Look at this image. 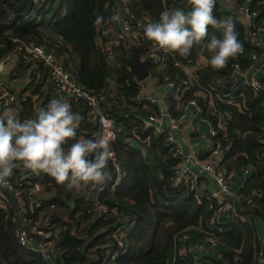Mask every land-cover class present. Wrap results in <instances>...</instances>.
<instances>
[{
    "label": "trees",
    "instance_id": "16d2710c",
    "mask_svg": "<svg viewBox=\"0 0 264 264\" xmlns=\"http://www.w3.org/2000/svg\"><path fill=\"white\" fill-rule=\"evenodd\" d=\"M123 1L127 2L133 12L140 16L146 14L150 20L158 19L159 13L164 9L175 10L183 5L187 7L183 8L185 11L190 8L188 0ZM44 2L46 8H41L44 16L56 3V10L51 18L53 23L48 26L28 23L18 32L19 35L37 38L38 42L45 43L57 55L63 56L72 76L85 88L91 91L103 90L110 71V61L108 52L98 44L100 26L109 22V12L119 5L120 0ZM234 6L223 10L216 0L214 13L219 19L229 16L234 20L238 39L243 43V51L236 58H230L228 64L219 70L207 65H194L197 56L195 46L187 57L172 51L176 57L195 66L197 80L185 88H179L176 95L171 91L168 97L174 115L179 103L198 97L204 118L214 124L219 118L223 119L225 129H218L217 134L224 150L223 162L229 171L241 164L251 168L244 192L248 194L251 187L257 189L260 193L257 198L258 206L251 207L245 203L239 205V213L248 219L241 223H223L221 231H213L217 245L211 250H205L208 244L201 238L206 236L204 231L209 230L207 219L211 216L205 196L202 197V203L198 204L188 185L172 187L171 176L179 160L171 156L164 135L155 136L151 130L143 129L141 119L130 112H146L143 102L136 99L141 84L129 60L132 47L138 49L141 57L145 42L140 39L139 43L133 44L126 39L117 47L115 59L119 67L115 71L116 104L111 106L109 103L108 109L115 122L129 136L138 139L145 148L153 150L154 158L160 164V176L153 175L152 167L143 158L142 151L126 143L123 138L111 141V148L124 171L114 190L109 189L110 179L115 175L111 162L108 165L111 178L103 185L102 191H99L101 186L89 187L80 192L68 190L53 177L42 173L44 187L40 194L47 193L49 199L44 201L35 217L40 219L41 226L51 225L54 230L52 250L57 264H101L107 250L120 249L112 234L121 232L124 234V249L115 257L114 264H168L172 253L170 264H261L257 253L261 246L259 228L264 225V88L261 86L264 78L258 80V86L254 88L243 76L232 75V69L233 64H238L242 74H245L258 62L263 48L252 45L248 37L264 22V0L250 2V12H258L259 15L249 23L240 20L235 3ZM47 27L52 35L44 39ZM5 28L7 27L0 25V37L4 35ZM216 34L219 36L218 32ZM251 54H255L254 60ZM36 70L40 73L39 78L34 73L25 76L24 87L13 91L19 95L17 106L20 119L35 117L36 97L41 100L38 102L40 107L54 97L44 67L38 64ZM147 71L159 79L163 77L152 71L151 65ZM173 71L172 66L168 67L167 75L179 82V76ZM19 72L24 75L22 65ZM202 90L212 95L214 107L211 110L207 106L208 97L195 95ZM148 104L154 107L153 104ZM71 105L74 111L80 112L84 117L77 132L89 133L85 136L95 137V126L89 120L83 104L77 101ZM98 197L110 206H116L119 214H100L94 207ZM118 228L119 231H116ZM185 233L187 238L182 239ZM195 241L202 244L200 251L196 247H193L191 253L184 250L185 245L193 246ZM219 244L220 248L217 247ZM0 259L4 264H45L40 253L17 242L13 209L9 206L0 207Z\"/></svg>",
    "mask_w": 264,
    "mask_h": 264
},
{
    "label": "built area",
    "instance_id": "2783aa9c",
    "mask_svg": "<svg viewBox=\"0 0 264 264\" xmlns=\"http://www.w3.org/2000/svg\"><path fill=\"white\" fill-rule=\"evenodd\" d=\"M217 1L223 10L231 2H234L238 13L247 16L249 22H253L259 15L258 12H250L249 5L252 0H241L240 2H236L235 0ZM42 7L46 8L44 0H0V10L2 12L0 13V25L7 27L5 28L4 35L0 37V41L5 40L18 50L21 62L20 66L24 67L25 76L34 73L36 78H39L40 73L37 72L36 67L38 64H41L47 72V82L51 84L53 92L73 97L76 101L83 104L89 120L95 126V137L111 134L114 136L113 140L123 138L125 141L130 138L127 131L115 122L113 115L108 109L109 102L106 100L107 95L103 90L91 91L85 88L72 76L65 65L63 56L57 55L45 43L29 42L19 35L17 29H15L16 26L25 23H33L35 25H39L40 23L42 25L46 24L48 19L41 12ZM181 8L187 7L183 5ZM109 14V22H106L105 25L113 30L116 46L118 47L120 42L126 39L127 41L131 40L133 44L139 43L140 39H142L145 45L140 58L149 61L152 71L162 75L161 71H164L167 77L166 82L174 89L172 90L174 95H176L179 88H185L197 80L194 69H191L190 64L175 55L171 66L174 68L173 73L179 76V82H176L167 75L168 67H170L166 62V54L168 52L158 49L143 32L144 23L150 20L146 14H142L141 16L136 14L131 10L127 2L123 0H120L119 5L114 6ZM49 36L51 35H43L44 39H47ZM56 39L58 38L56 37ZM248 39L252 45H258L263 48L252 72H262L264 74L263 21L258 25L257 31L250 33ZM4 44L6 43L4 42ZM103 48L108 52L109 61L113 59L116 61V55L113 50L109 47ZM2 51L3 49H0V52ZM251 58L254 60L256 58L255 54H251ZM232 75H243L238 64H233ZM257 82L256 79H253L247 83L257 88ZM202 91L205 93L203 97L209 98L207 106L211 110L214 107L212 95L205 90ZM18 99L19 95L17 92L11 91L8 86H0V108L5 106L11 107L18 113ZM219 99L226 102V100ZM138 102H143L145 106L147 103L154 106L148 114L140 118L143 129L151 130L155 136L164 135V140L169 146L171 156L179 160L171 176L172 187L176 188L181 184L188 185L198 204L202 203V197L205 196L207 210L211 211V216L207 219L209 230L204 231L206 236L201 238V240L206 241L207 247L213 248L216 245L214 230L221 231L222 224L225 222L241 223L248 219L245 215L239 213V205L245 203L251 207L258 206L257 198L260 195L259 191L253 187L250 189L247 187L249 189L248 194L244 192L246 180L251 175V168L241 164L233 168L232 171H229L226 164H224V150L221 141L217 138L218 129H225V123L221 118L217 120L216 124L208 120L210 131L209 144L206 148L196 152L191 151L188 154L182 151L181 145L175 137V132L186 125L185 115L188 107L193 106L196 112L201 114L203 108L198 98H192L179 103L176 107L178 110L176 115L164 110L152 96L141 94ZM194 132H196V126H190V135ZM87 134L89 133H83V135ZM147 138L149 137L147 136ZM110 162L115 175L110 179L109 189L114 190L120 183L124 171L120 160H118L115 154ZM18 170L23 172H17ZM236 173L240 174L245 180L244 182L241 181L237 188L232 189L233 178ZM41 175L42 172L34 173L23 168L14 169L13 175L9 178L10 183L7 186H0V207L7 208L9 206L13 209V222L15 223L17 242L21 246L40 253L41 259L45 264H57L52 250L54 230L51 225L41 226L40 219L35 217L44 201L49 199L47 193L40 194L44 187ZM102 190H104V186L99 188V191ZM94 207L100 211V214L106 216L119 214L116 206H110L108 203L100 200L99 197L95 200ZM116 231H119V228ZM256 232L258 234V228ZM259 234L258 238L260 239L261 246L257 256L260 262L264 260V236L261 232ZM123 235V232L112 234L118 241L120 249L118 251L107 250L101 264H114L115 257L124 249ZM181 238H187V234L185 233ZM193 247H196L200 251L199 248L202 247V244L195 241L193 242V246L185 245L184 250L191 253ZM0 264H4L1 259ZM58 264H62V262H58Z\"/></svg>",
    "mask_w": 264,
    "mask_h": 264
},
{
    "label": "clouds",
    "instance_id": "9594fccd",
    "mask_svg": "<svg viewBox=\"0 0 264 264\" xmlns=\"http://www.w3.org/2000/svg\"><path fill=\"white\" fill-rule=\"evenodd\" d=\"M188 3L187 11L180 7L164 9L158 19L144 23L145 36L158 49L185 57L195 44H204L209 53L204 58L206 65L217 70L224 68L230 58L243 51L234 20L229 16L217 18L216 0ZM209 26L216 31L211 32ZM6 71L0 65V73ZM83 119L67 99L57 96L38 108L34 118L20 119L13 108H0V186H7L18 168L45 173L77 192L107 183L111 178L108 165L114 156V136L78 133Z\"/></svg>",
    "mask_w": 264,
    "mask_h": 264
},
{
    "label": "crops",
    "instance_id": "0c3cea01",
    "mask_svg": "<svg viewBox=\"0 0 264 264\" xmlns=\"http://www.w3.org/2000/svg\"><path fill=\"white\" fill-rule=\"evenodd\" d=\"M9 1H11V0H9ZM228 7H229V9L234 8L235 7L234 3L231 2V4L229 6H227L224 10H228ZM0 13H2L1 10H0ZM239 16H240V18H241L240 20L242 22L249 23V19L247 18V16H245L243 14H239ZM47 19L48 20L46 21L45 25L46 26L51 25L53 23V20L51 18H47ZM25 25L26 24L16 26L15 29H17V31L19 32L21 30V28ZM263 26H264V22H263ZM209 29L211 32H215V29H212L211 26H209ZM46 33L48 35H52V31L48 27L46 29ZM22 37L29 42H38L37 38H31V36L30 37L22 36ZM4 42L7 44V47H6V44H4ZM206 42H207V38L205 39L204 43L206 44ZM98 44H100L103 47L111 48L116 55L118 49H117L116 44L114 43L113 30L108 28L105 24L100 26V36L98 38ZM194 46H195V50L197 53V56L194 59V61H195L194 65H197L199 67L205 66L206 63H205L204 58L209 55V53L207 52V49L205 48L204 44H195ZM0 49L1 50L3 49V51L6 50L5 58L2 59L0 56V65H3L7 69L6 72L0 73V86L1 85L8 86V88L11 91H18V90L22 89L24 87V85L26 84L25 83V75L20 74V72H19L20 64H21L20 54H19L18 50L15 48V46L11 45L10 43L6 42L5 40L0 41ZM0 54H1V52H0ZM173 60H174V52L170 51L166 54L167 65L171 66ZM191 65H193V64H191ZM109 66H110V71H109L108 78L106 80V84L104 85L103 92L106 93V95H107L106 100H108L109 103L116 104V101L114 99L116 96V93H115V86H116L115 71L119 67V63L113 59V60H110ZM194 68H195V66H191V69H194ZM252 71H253V67L250 71H248L247 73L242 75L247 82H249V81L251 82V80H253V79H256L258 81V80L264 78V74L262 72L253 73ZM161 72L163 73V77L160 79H159V77H154V76L149 74V76L147 78L140 81L141 89H140V93L138 94V97L136 99L138 101L139 96L141 94H144L146 96H152L158 101V104H160L164 110H167L168 113L174 114L172 112L173 107H172L170 98L168 97L172 91V88L166 82L167 77L165 76L164 71H161ZM261 86H262V88H264V84H262ZM51 93L53 94V96L63 97L65 99H67L71 104H75L77 102L73 97H69L66 95H60V94H57L55 92H51ZM195 95L203 97L205 95V93L203 91H199V92L195 93ZM39 101H41V100L37 99V97H36V101H34V103H37L36 104L37 109L40 108V104L38 103ZM161 101H163V105H162ZM143 107L146 108V112L153 109V107L149 106L148 103L146 104V106L143 105ZM130 112L139 118L145 116V113H146V112H140V111H136V110L130 111ZM177 112H178V110H177ZM177 112H176V114H177ZM185 122H186V125L184 127H182V129H179L175 132V137L178 139V141L181 145L182 151L184 153L188 154L191 151L196 152L198 150L206 148L207 145L209 144V131H210V125H209L208 120L206 118H204L201 114L196 112V110L193 106H190V107H188L186 115H185ZM190 126H196V132L192 133L191 135H190ZM262 141L264 142V137L262 138ZM125 142L128 143L129 145H131L132 147L139 148L142 151L143 158L152 167L153 175L155 177H159L160 176V174H159L160 164L157 161V159L154 158L153 150L145 148V146H142L140 144L138 139L131 137V136H130V138L126 139ZM233 180L234 181L232 184V189H235L239 186L241 181L244 182L245 178L243 179V177L240 174L236 173V174H234ZM259 232H261L262 235L264 236V225L259 228ZM263 241H264V239H263ZM216 245H217V243H216ZM217 247L220 248L221 245L219 244ZM201 249L202 248H199V250H201ZM211 249L212 248L206 247L205 250H211ZM180 251H182V247H181ZM263 256H264V250H263ZM172 258H173V253L170 255V261H169L170 263L172 261ZM263 259H264V257H263ZM260 263L264 264V260L260 261Z\"/></svg>",
    "mask_w": 264,
    "mask_h": 264
},
{
    "label": "water",
    "instance_id": "95a60500",
    "mask_svg": "<svg viewBox=\"0 0 264 264\" xmlns=\"http://www.w3.org/2000/svg\"><path fill=\"white\" fill-rule=\"evenodd\" d=\"M130 63L134 68L135 74L138 80L142 81L149 76V72L147 68L149 66L148 60H142L139 57L138 49L136 47H132L131 55L129 57Z\"/></svg>",
    "mask_w": 264,
    "mask_h": 264
},
{
    "label": "rangeland",
    "instance_id": "374dc122",
    "mask_svg": "<svg viewBox=\"0 0 264 264\" xmlns=\"http://www.w3.org/2000/svg\"><path fill=\"white\" fill-rule=\"evenodd\" d=\"M55 10H56V3L54 4V6H53V8L49 11V12H47V14H46V16H47V18H52L53 17V14H54V12H55ZM26 24V23H25ZM44 34H47L46 33V31L44 32ZM5 52H6V50L5 51H2L1 52V54H0V56H1V58L3 59V58H5ZM11 72V71H10ZM112 100V99H111ZM111 104V103H110ZM113 104H111V106H112Z\"/></svg>",
    "mask_w": 264,
    "mask_h": 264
}]
</instances>
